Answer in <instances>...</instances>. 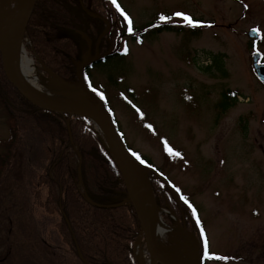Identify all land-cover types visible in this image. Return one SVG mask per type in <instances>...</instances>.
<instances>
[{
	"label": "rangeland",
	"instance_id": "obj_1",
	"mask_svg": "<svg viewBox=\"0 0 264 264\" xmlns=\"http://www.w3.org/2000/svg\"><path fill=\"white\" fill-rule=\"evenodd\" d=\"M116 4L113 6L125 25L127 14L138 27L129 33L137 36L144 29L152 35L141 43L128 39L131 35L122 36V42L128 39L124 45L127 54L96 63L88 70V82L111 111L125 145L150 161L149 167L139 161L147 179L150 181V171L159 169L161 176H154L176 200L185 198V204L194 207L197 230L187 228L168 202L158 205L164 210L159 211L160 218L171 228L163 233L161 242L173 248L185 264H195L194 246L199 248L203 264H264V84L252 68L255 39L248 36L251 29L257 30L256 50L264 61V0H116ZM3 9L12 12L13 1L0 0ZM176 12L200 23L189 24L183 16L174 15ZM161 15L167 19L162 20ZM105 28L110 24L105 23ZM99 42L94 52L87 51L88 56L100 55ZM23 43L38 76L56 91L65 88L78 98L70 82L52 75L35 52L26 48L27 37ZM124 46L119 43L115 49ZM216 57L224 73L215 67ZM1 86L0 93H4ZM226 88L237 91L238 97L221 112L217 103ZM5 102L0 99V157L10 137ZM91 128L107 144L94 121ZM24 145L19 146L21 153ZM28 156L14 157L18 169L15 164L12 176L23 177L20 164ZM1 181L0 215L8 206L6 192L11 190L7 175L3 184ZM3 216L0 257L7 251V243L18 238L11 235L14 222L6 223ZM35 246L30 237L25 253L34 262ZM141 249L149 264L143 241ZM134 255L139 259L136 246ZM22 262L17 250L6 264Z\"/></svg>",
	"mask_w": 264,
	"mask_h": 264
},
{
	"label": "trees",
	"instance_id": "obj_2",
	"mask_svg": "<svg viewBox=\"0 0 264 264\" xmlns=\"http://www.w3.org/2000/svg\"><path fill=\"white\" fill-rule=\"evenodd\" d=\"M104 19L110 28L100 39V58L83 70L91 88L90 68L125 56L128 39L141 43L152 35V31L144 29L137 36L133 31L129 33V26L132 30L138 27L132 21L131 25L129 22L125 25L112 0H37L25 31L29 42L26 48L35 52L52 75L75 81L76 62L87 51L94 52L105 29ZM162 27L169 28L164 24ZM128 35L131 36L122 42V36ZM119 43L123 49H115ZM213 62L224 73L217 57ZM0 83L4 91L0 99L3 104L5 98L10 129L0 157V179L4 181L7 175L11 188L6 192L8 206L1 215L6 223L14 222L11 235L18 237L10 244L6 241L7 251L0 257L1 263L6 264L18 250L24 260L21 264H138L134 242L140 231L139 223L127 200L121 172L91 128L92 121L28 103L4 77L1 58ZM237 97V91L223 89L217 103L220 111L232 106ZM21 143H25L23 153L19 150ZM17 154L18 157L24 154V158L29 155L20 164L22 178L10 172L15 164L18 169L14 161ZM134 155L143 165L151 166L144 156ZM154 174L150 171L149 179L157 205L168 202L170 208L181 214L187 228L197 230L192 208L185 204L187 200L177 201ZM29 236L36 244L35 262L25 253Z\"/></svg>",
	"mask_w": 264,
	"mask_h": 264
},
{
	"label": "water",
	"instance_id": "obj_3",
	"mask_svg": "<svg viewBox=\"0 0 264 264\" xmlns=\"http://www.w3.org/2000/svg\"><path fill=\"white\" fill-rule=\"evenodd\" d=\"M37 0H23L22 5L15 16L6 39L3 41L0 38V58L1 69L6 80L19 92V94L31 105L66 116H81L100 124L104 131L107 140L106 148L117 164L125 186L127 200L131 204L140 228V234L143 236L146 252L153 264H175L159 249L153 236V229L148 218L145 216L139 202L135 198V190L137 185L138 172L143 169L137 158L131 154L124 143L123 138L119 134L116 125L112 119L111 113L106 108L104 102L93 93L85 84L83 77V69L93 62L97 61L100 56L95 54L88 56L85 53L76 62V80L64 81L70 82L71 86L75 87V92L78 98L74 101H57L49 100L31 89L12 69L11 55L13 47L16 43L25 40V31L35 7ZM91 16H98L95 13L89 12ZM106 24L107 21H105ZM106 31V30H105ZM104 33V32H103ZM248 36L254 38L251 63L256 77L264 84V61L262 54L256 50V39L258 33L256 29H251ZM86 38V37H85ZM87 39V38H86ZM144 170V169H143ZM159 176V175H158ZM147 179V178H146ZM147 197L152 207L160 212L161 210L155 200L150 181L147 179ZM178 225L180 223H177ZM140 236V235H139ZM139 238V237H138ZM192 252L195 256V264H203L199 248L194 246Z\"/></svg>",
	"mask_w": 264,
	"mask_h": 264
},
{
	"label": "bare ground",
	"instance_id": "obj_4",
	"mask_svg": "<svg viewBox=\"0 0 264 264\" xmlns=\"http://www.w3.org/2000/svg\"><path fill=\"white\" fill-rule=\"evenodd\" d=\"M13 11L8 9L0 10V38L4 41L8 35L12 22L17 15L23 0H12ZM11 67L13 71L34 91L40 95L46 97L49 100L57 101H74L76 96H71V93L65 88L62 90H55L49 84H46L44 79L40 78L36 73V66L33 60L28 56L23 41L14 45L11 55ZM97 127L102 133H104L100 124ZM147 176L145 171L141 169L137 175V185L135 190V198L139 202L145 216L148 218L153 229V236L159 249L173 261L175 264H185L183 260L175 253L173 248L165 246L161 241L163 233L171 230L159 216V211L151 206L147 197ZM142 235V233L140 234ZM142 236L137 240V250L139 251L140 264H146L143 260V251L141 249ZM149 264H153V261H149Z\"/></svg>",
	"mask_w": 264,
	"mask_h": 264
},
{
	"label": "snow or ice",
	"instance_id": "obj_5",
	"mask_svg": "<svg viewBox=\"0 0 264 264\" xmlns=\"http://www.w3.org/2000/svg\"><path fill=\"white\" fill-rule=\"evenodd\" d=\"M112 2H113V4H116V0H112ZM116 7H117L121 12H123V10L120 9V5H119V4H116ZM174 15H176V16H183V17L187 20V22H188L189 24H192V25H196V24L200 23V21H198V20H193L191 17L187 16V14L182 13V12H176V13H174ZM125 18L128 19L129 25H131V20H130V18L127 17V14H125ZM160 18H161L162 20L167 19V17H164L163 15H161ZM128 30H129V31H132L131 26H129ZM100 95L103 96V93H100ZM148 127L151 128L152 126H151V125H148ZM168 151H172V149L169 148ZM175 154H176V155H180L179 152H177V153H175ZM193 211H195V210H193ZM205 247H207V242H205ZM205 255L208 256L209 253L206 251V252H205ZM220 258H221V259H224L225 257H220Z\"/></svg>",
	"mask_w": 264,
	"mask_h": 264
}]
</instances>
